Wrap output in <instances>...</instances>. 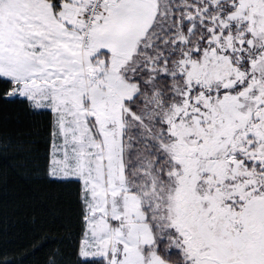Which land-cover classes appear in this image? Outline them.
I'll use <instances>...</instances> for the list:
<instances>
[{
	"label": "snow or ice",
	"instance_id": "snow-or-ice-1",
	"mask_svg": "<svg viewBox=\"0 0 264 264\" xmlns=\"http://www.w3.org/2000/svg\"><path fill=\"white\" fill-rule=\"evenodd\" d=\"M0 84L46 264H264V0H0Z\"/></svg>",
	"mask_w": 264,
	"mask_h": 264
},
{
	"label": "trees",
	"instance_id": "trees-1",
	"mask_svg": "<svg viewBox=\"0 0 264 264\" xmlns=\"http://www.w3.org/2000/svg\"><path fill=\"white\" fill-rule=\"evenodd\" d=\"M7 85L0 84V88ZM16 126L5 125V136L15 138ZM31 163L14 147L0 152V255L16 264H46L53 238H63L52 223V212L63 209L45 194L47 186L30 180Z\"/></svg>",
	"mask_w": 264,
	"mask_h": 264
}]
</instances>
